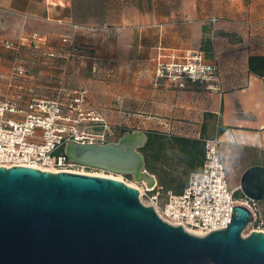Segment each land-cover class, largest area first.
Returning <instances> with one entry per match:
<instances>
[{
  "label": "crops",
  "instance_id": "obj_1",
  "mask_svg": "<svg viewBox=\"0 0 264 264\" xmlns=\"http://www.w3.org/2000/svg\"><path fill=\"white\" fill-rule=\"evenodd\" d=\"M212 16L218 19L213 26ZM0 29L1 38L23 44L19 58L31 70L27 86L37 96H50L67 67L68 87L87 91L86 108L123 132L147 133L156 121L166 135L183 107L200 101L213 122L203 139L221 136L222 159L230 142L262 154L250 166L264 164V77L247 65L250 56H264V0H0ZM39 41L45 43L36 48ZM49 49L70 59L41 55ZM192 52L217 65V83L179 88L156 75L159 63L180 62ZM11 61L0 57V76L10 72ZM203 123L196 135L178 136L201 137ZM169 168L159 163L152 172L158 186L165 178L178 180ZM179 184L165 182L170 188L163 193H177Z\"/></svg>",
  "mask_w": 264,
  "mask_h": 264
},
{
  "label": "water",
  "instance_id": "obj_2",
  "mask_svg": "<svg viewBox=\"0 0 264 264\" xmlns=\"http://www.w3.org/2000/svg\"><path fill=\"white\" fill-rule=\"evenodd\" d=\"M142 131L107 143H68L72 163L122 176L150 191L157 180L139 151ZM264 201V165L247 167L237 188ZM230 224L205 236L164 222L121 180L75 171L0 167V264H264V231L235 205Z\"/></svg>",
  "mask_w": 264,
  "mask_h": 264
},
{
  "label": "built area",
  "instance_id": "obj_3",
  "mask_svg": "<svg viewBox=\"0 0 264 264\" xmlns=\"http://www.w3.org/2000/svg\"><path fill=\"white\" fill-rule=\"evenodd\" d=\"M217 20L212 16L209 23L213 26ZM33 36L39 39L37 35ZM62 41L72 44L69 38ZM44 43L37 42L36 48ZM1 46L12 61L10 72L0 76L3 79L0 86V167L82 172L72 169L81 165L70 162L66 155H56V150L71 142L107 143L112 141L116 130L122 128L113 126L101 113L85 107L87 91L68 87L67 67L62 70L60 81L50 96H37L34 89L27 86L31 70L19 58L23 44L8 39L2 41ZM41 55L49 59L61 57L66 63L71 56L52 49ZM217 73V65L205 62L201 52L188 53L180 62L159 63L156 69L158 77H166L179 88L186 87L187 82L197 85L217 83ZM203 140L206 147L202 168L190 174L182 192L163 193V188L158 185L150 191L136 188L140 202L151 206L164 222L180 226L187 233L199 234L197 236L225 229L232 222L233 208L240 200L235 198L238 190L231 188L226 164L219 153L221 136ZM244 200L245 206L255 215L257 202Z\"/></svg>",
  "mask_w": 264,
  "mask_h": 264
},
{
  "label": "rangeland",
  "instance_id": "obj_4",
  "mask_svg": "<svg viewBox=\"0 0 264 264\" xmlns=\"http://www.w3.org/2000/svg\"><path fill=\"white\" fill-rule=\"evenodd\" d=\"M4 21V20H3ZM2 21V22H3ZM0 31H4V29H0ZM0 37V57L6 58V59H12L11 56L3 49V47L1 46V42L8 40V39H4ZM10 40V39H9ZM162 64V63H160ZM11 65V62H10ZM204 100V99H203ZM205 105L204 103H201L199 101V103L192 108H188V107H183V116L182 119L176 123L175 127L171 128V133H168L170 135L173 134H181V135H196V133L199 132L200 126L201 124L206 121L207 125L209 126V131L208 133H211V129H213L211 127V125H213V122L211 120V118L206 119L205 117ZM188 112H192L191 115L189 114H185ZM139 126H141L140 123H138ZM123 125V124H122ZM125 125V126H124ZM123 126L127 129V125L124 124ZM131 126H129L130 128ZM134 127V126H133ZM150 131L154 130V131H161V125H159L156 121H152L150 123ZM133 129V128H132ZM128 130V131H132ZM125 132V131H124ZM123 129L121 130H116V134L112 137V141L117 140L123 133ZM214 132V131H213ZM147 134V133H145ZM222 151V156L225 162H227V168H228V174H229V181H230V185L231 187H235L238 188L239 184H240V177L244 171V169L248 166H250V164L256 160L258 161L259 158L262 156V154H260L259 152L254 151L253 154H249L245 151V149L241 146H239L236 143H228L225 142L223 144V147L221 149ZM253 155H255V157L253 158ZM165 164V163H164ZM169 164V165H168ZM168 164H165L166 166L170 167L168 169V172L170 174H173L175 178L177 179H182V165L179 163H176L174 161H168ZM73 170H79L82 171L81 173H89V174H93V175H102V176H108V177H113L116 179H119L121 181H123L124 183H126L127 185L133 186L135 188H142L141 186H138L134 183L133 180L130 179H126L124 176L119 175V174H114L111 172H107L101 169H92V168H87V167H82V166H75L72 167ZM144 200V198H143ZM245 200L244 198H240V200H238L237 205H245ZM257 208H258V212L254 215V221L259 220V225L258 226H253L252 223L248 224L244 230L242 231V236L246 237L248 236L252 231L254 230H259V231H264V201L261 202H257ZM253 221V222H254Z\"/></svg>",
  "mask_w": 264,
  "mask_h": 264
},
{
  "label": "trees",
  "instance_id": "obj_5",
  "mask_svg": "<svg viewBox=\"0 0 264 264\" xmlns=\"http://www.w3.org/2000/svg\"><path fill=\"white\" fill-rule=\"evenodd\" d=\"M203 44L208 45V42L205 41ZM247 65L248 71L251 74L257 77H264V56H250ZM206 125L207 123L204 122L202 125L201 137L199 138L166 135L165 133L154 130L147 132V142L144 147L139 149L144 156L146 169L152 174L155 168H157V164H168V161L179 163L183 168L181 173L182 179L165 178L164 181L160 180L163 190H168L170 188V186L165 185V182H180V190L177 191V193H180L183 187H185L189 176H191L190 174L201 170L206 147L203 140ZM64 148V145L59 147L55 154L64 156ZM167 151H171V154H167ZM124 177L133 180L130 175H125ZM235 198H243L239 190L235 192ZM259 223V220L252 222L253 226H258Z\"/></svg>",
  "mask_w": 264,
  "mask_h": 264
},
{
  "label": "bare ground",
  "instance_id": "obj_6",
  "mask_svg": "<svg viewBox=\"0 0 264 264\" xmlns=\"http://www.w3.org/2000/svg\"><path fill=\"white\" fill-rule=\"evenodd\" d=\"M99 176H102V175H99ZM106 177H108V176L106 175ZM111 178H113V177H111ZM115 179H116V178H115ZM118 180H119V179H118ZM193 235H199V234H195V233H194Z\"/></svg>",
  "mask_w": 264,
  "mask_h": 264
}]
</instances>
